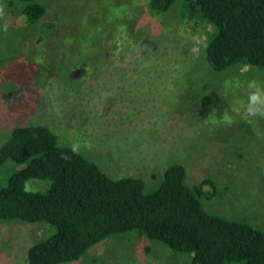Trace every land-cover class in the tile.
Masks as SVG:
<instances>
[{
  "label": "rangeland",
  "instance_id": "obj_1",
  "mask_svg": "<svg viewBox=\"0 0 264 264\" xmlns=\"http://www.w3.org/2000/svg\"><path fill=\"white\" fill-rule=\"evenodd\" d=\"M42 1L48 14L36 24L25 21L21 3H0V140L18 125H46L113 178L141 177L148 192L169 164L183 163L190 185L214 183V191L203 187L208 212L264 230V119L241 107L246 82L264 83V70L215 72L204 48L194 56L192 37L206 43L212 28L190 20L183 0L162 15L148 0ZM140 44L143 59L124 56ZM157 54L170 71L152 59ZM213 108L232 122H205ZM18 168L6 163L0 186ZM51 232L46 223L0 221V264H27L28 248ZM66 264H191V256L130 232Z\"/></svg>",
  "mask_w": 264,
  "mask_h": 264
},
{
  "label": "trees",
  "instance_id": "obj_2",
  "mask_svg": "<svg viewBox=\"0 0 264 264\" xmlns=\"http://www.w3.org/2000/svg\"><path fill=\"white\" fill-rule=\"evenodd\" d=\"M17 2L22 4L28 24H36L48 14L42 0H0L10 5ZM177 2L148 0V7L162 15ZM183 3L190 20L212 28L204 53L215 72L236 66L264 70V0ZM141 44L124 56L143 59ZM153 58L162 70L170 71L167 67L171 62L164 55ZM97 100L95 108L102 103V98ZM89 110L91 114H110L97 112L94 107ZM58 138L46 125L23 124L0 140V169L8 162L19 166L7 185L0 186V221L46 223L52 230L47 238L28 248L27 264L76 262L111 235L130 232L161 242L174 252L189 254L191 264H264V230L208 212L201 201L206 195L203 187L208 184L214 191V183L206 179L190 185L183 163L169 164L158 188L148 192L141 177L113 178ZM29 181L45 182L47 187L29 189Z\"/></svg>",
  "mask_w": 264,
  "mask_h": 264
},
{
  "label": "clouds",
  "instance_id": "obj_3",
  "mask_svg": "<svg viewBox=\"0 0 264 264\" xmlns=\"http://www.w3.org/2000/svg\"><path fill=\"white\" fill-rule=\"evenodd\" d=\"M3 15V8H0V16ZM193 47L190 52L194 56H198L202 48H207V44L199 36L192 37ZM239 87V83L236 85ZM246 100L241 102L243 114L249 118H261L264 119V83H260L255 79L248 80L246 82ZM217 109L213 108L205 122H216L217 120H223L231 123V117L225 112L222 118L218 119L216 116ZM74 153L79 152V145H73L71 149Z\"/></svg>",
  "mask_w": 264,
  "mask_h": 264
}]
</instances>
